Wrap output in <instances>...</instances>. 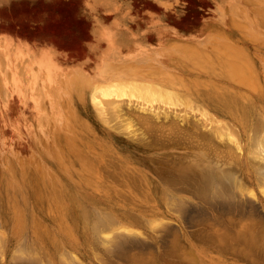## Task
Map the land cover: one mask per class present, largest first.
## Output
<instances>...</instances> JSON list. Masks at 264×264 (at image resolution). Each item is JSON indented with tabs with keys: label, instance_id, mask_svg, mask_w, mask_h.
Listing matches in <instances>:
<instances>
[{
	"label": "rangeland",
	"instance_id": "1",
	"mask_svg": "<svg viewBox=\"0 0 264 264\" xmlns=\"http://www.w3.org/2000/svg\"><path fill=\"white\" fill-rule=\"evenodd\" d=\"M261 20L264 0H0V33H4L0 35V264H247L238 253L218 248V240L205 231L207 223H184L181 209L196 207L188 193L170 196L164 192V200L154 188L153 174L143 179L126 169L130 176H124L117 160L124 156L130 159V169L136 167L150 175L156 170L153 159L187 161L200 151L194 147L184 152L185 143L138 151L125 141L128 136L112 126L116 118L110 126V121L103 120L102 113H109L107 105L113 107L108 99L113 98L102 96L103 108L101 104L96 107L94 101L100 95L93 89L102 84L100 78L120 71L112 63L99 62L107 43L116 45L122 54L128 44L143 43L150 51H158L164 63L169 62L172 46L220 44L228 58L235 60L228 61L237 65L229 70L235 69V75L246 81L237 88L229 83L227 90L238 89L252 98L256 90L264 91ZM212 60L209 64L217 66L218 57ZM245 66H249L246 72ZM72 77L90 83L76 91L69 87ZM212 81L208 84H216ZM125 99L122 104L145 108L150 104ZM154 103L151 109H173L180 120L183 116L193 120L196 114V120L206 123L208 119L210 125L211 117L223 118L208 107ZM65 123L76 132L58 137ZM232 138L236 143L241 140ZM239 142L241 148L244 143ZM234 148L241 156L243 150ZM96 152L104 153L97 160L99 186ZM36 162L50 170L53 179L54 174L66 172L64 176L78 181L68 170L75 165L78 176L91 183L58 189L56 198L50 191L40 200L33 186L43 189L45 185L34 173ZM121 178L131 185L123 184ZM247 186L258 196L256 204L264 214V185L253 179Z\"/></svg>",
	"mask_w": 264,
	"mask_h": 264
},
{
	"label": "bare ground",
	"instance_id": "2",
	"mask_svg": "<svg viewBox=\"0 0 264 264\" xmlns=\"http://www.w3.org/2000/svg\"><path fill=\"white\" fill-rule=\"evenodd\" d=\"M262 20L260 23H264ZM192 44L183 43L172 46L168 58L169 62L164 63L158 51H150L143 43L128 44L125 50L126 53L124 54L120 52V49L116 45L107 43V48L102 53L99 62L104 65L112 63L120 71L100 78L102 84H96L99 86L94 87L93 90H96V96L100 95L101 97L98 96L100 98L99 101H97L98 98H95L97 102H94L98 104L96 107H100L99 104H101L103 108L102 104L106 101H101L102 96L113 98L110 99L111 101L107 98V103L113 104V107L111 109V106L108 107L107 105L106 109V106H104L110 114L107 112L102 113L105 116L103 120L110 121V126L112 121L114 122V118H116L117 120L115 121L117 123H114L112 126L115 130L119 129L129 139L135 140L136 144L129 141L127 137L125 139L128 144H132L138 151L150 152L156 148H173L174 146H178L179 143L186 144L184 152L193 151L192 148L194 147L197 148L200 153L195 154L192 159L189 158L187 161L176 158L172 159L170 157L151 160L156 170L155 173L150 172V175H147V173L136 167L133 170L130 169L128 166L130 159L124 158V156L122 158L121 155L120 158L117 157L118 166L121 170L123 169L122 173H126L124 176H130V173L126 169L133 171L135 174L138 172L137 176L141 174L143 179H147L146 176L155 175L156 177L152 175L154 182L156 181L154 188L160 190L162 195L164 192L166 194L169 193L170 196L172 194L179 195V193L183 192L188 193V199L194 200L195 202H192L196 203V207L195 209H191V207L190 209H185V206H182L183 209L179 208L181 209V214L185 213L182 215L184 223H187V220H191L189 221L190 224L192 222L207 223L208 228L204 227L207 235L212 236L213 240H218V248L222 252L238 253L239 257L247 264H264V214L261 213L262 211L256 204L255 198L259 200L258 196L250 188L248 189L247 186L248 182L253 179L258 181L259 184L264 185V91L256 90V94L252 98L246 97L245 93L243 94V91L239 92L238 89H234L235 92L233 93L229 92L227 90V84L229 83L234 88H237L239 85V87L246 85L244 79H239L235 75V69L229 70L230 67L235 68L237 66L235 63L228 61V59L231 60L233 58H228L227 53L220 44L211 47ZM186 56L189 58L185 59L184 57ZM215 57H218L217 66H213V62L209 64ZM197 58L201 59L197 60ZM206 62H208V66L205 65ZM247 68L245 72L248 71ZM245 72H243L244 76L246 75ZM237 73H240L239 70ZM72 78L69 81V87H75L76 91H79L83 84L86 87L90 83L88 80L80 81L77 77ZM210 80H213L212 83L215 81L216 84H208ZM251 82L253 83V81ZM256 82L258 84V80ZM210 89H216L219 92H214ZM92 93L91 96H94ZM125 98L128 99V102L129 98H136L138 101H141L140 104L157 102L158 105L159 103H162L161 105L167 104L172 106L185 104L186 106L194 105L200 109H203L201 107H208L216 115L223 118L217 120L215 117H211L209 119L210 125L207 121L208 119L206 120L208 124L196 120V114L193 115V120L189 117V119H185L184 116L180 120V118L178 119L179 116L173 112V109L172 112H170V109L169 111H164L163 108L165 107L161 108L162 106H160L163 109V112H161L162 110H157L159 109L158 107H155L157 111L153 108L151 109L149 107L150 104L148 108L143 106L138 107L136 104H122L123 101L121 100ZM115 102L117 104H114ZM187 108L191 109V107ZM97 110L100 111L99 109ZM105 114H109V116L106 117ZM200 114H197V116H200ZM204 114L206 116V112ZM161 115H163L164 119L159 120ZM185 116H187L186 113ZM67 126V123H65V129L61 131L59 130L60 127L58 128V137L76 132ZM105 130L108 134H112L108 129ZM234 136L241 139L239 142L236 138L240 144H242L241 142L244 143L241 148L240 145H237L238 142L234 141L235 138H232ZM223 137L227 138V140H224L227 142L221 143ZM231 138L234 144L236 143L235 145L239 147L238 149L243 150L241 156L238 149V154L235 152V145L233 146L230 142ZM102 154L104 153L101 152L98 155L96 152V161L99 157L104 156ZM184 154H187L186 158L189 157L188 153ZM183 157L185 158V156ZM56 159L62 158L57 157ZM222 159L224 161L218 165L217 162ZM97 163L96 185L99 186L102 183V179L100 178L101 165L99 163L97 165ZM40 166L36 162L34 173L36 178L45 186L43 189L33 186L34 191L37 193L36 198L38 197L40 200L46 199L49 196L47 193L50 191L54 195L51 196L56 198L55 196H60L57 195L58 189L91 183V180H84L78 176L79 172L75 165L68 170L79 179L78 181L64 176L67 175L66 172H64V175H60L59 173V175L54 174L55 178L53 179L51 171L47 168H40ZM90 167L91 164L85 167V169H90ZM93 174L94 172H91V175ZM46 179L48 182L45 184ZM121 181L123 184L131 185V182L125 178H121ZM246 191L249 193L248 196L246 195ZM166 196L164 197L163 195L164 200H166ZM66 198L65 202L68 201ZM186 200L184 199V201ZM62 225H65V223ZM66 226L64 227L66 228ZM66 232L68 233V231Z\"/></svg>",
	"mask_w": 264,
	"mask_h": 264
},
{
	"label": "crops",
	"instance_id": "3",
	"mask_svg": "<svg viewBox=\"0 0 264 264\" xmlns=\"http://www.w3.org/2000/svg\"><path fill=\"white\" fill-rule=\"evenodd\" d=\"M8 1H10V0H4V2H8ZM4 33H0V35H3Z\"/></svg>",
	"mask_w": 264,
	"mask_h": 264
}]
</instances>
